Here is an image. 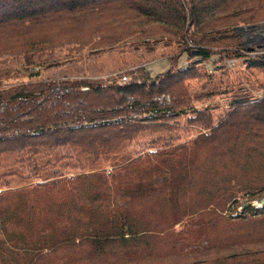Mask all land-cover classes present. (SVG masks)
<instances>
[{"label": "trees", "instance_id": "obj_1", "mask_svg": "<svg viewBox=\"0 0 264 264\" xmlns=\"http://www.w3.org/2000/svg\"><path fill=\"white\" fill-rule=\"evenodd\" d=\"M261 20L264 0H0V64L29 77L62 49L176 45L154 76L0 81V264H264V52L234 31ZM217 50L261 78L207 73Z\"/></svg>", "mask_w": 264, "mask_h": 264}, {"label": "rangeland", "instance_id": "obj_2", "mask_svg": "<svg viewBox=\"0 0 264 264\" xmlns=\"http://www.w3.org/2000/svg\"><path fill=\"white\" fill-rule=\"evenodd\" d=\"M248 25V26H247ZM234 31L237 33L240 39V45L245 51V57L254 56L260 52H264V20L249 23L240 24L234 26ZM153 46V49L148 50V47ZM176 45L163 46L161 43H149L147 47L138 46L136 49L131 45H124L123 47H117L112 50L92 52L89 48L84 47L78 52L68 53L66 49H62L59 58L54 57L57 62L46 66L43 65L39 69L37 76L29 77L26 75L20 61H10L6 64H0V81L3 84H10L16 81H26L30 79L45 78L47 76L60 77L63 74L70 75V73H85L98 74L97 77H106L108 75L117 74L120 72L124 75L123 70L117 71V68L125 64L126 69H134L138 65H143V70L148 76H154L158 71H163L170 62V58L175 57ZM220 51L213 52L210 57L201 63L203 70L207 73L218 74L223 69H228L230 73L236 76L239 72H245L247 78L250 81L253 78H261L262 74L256 72H250L246 69L243 56L239 57H224V54L220 55ZM186 51H182L176 59L178 66H186L190 60ZM137 64V65H136ZM220 66L221 69L216 70V67ZM37 67H33L29 71L37 70ZM216 70V71H215ZM241 74V73H240ZM256 74V75H255ZM197 79L191 80V84H196ZM255 95L261 94L260 88L253 90ZM213 105L214 115H220L226 109L225 95L213 96L206 99H196L193 101L194 106H205L206 104ZM186 132V131H185ZM185 134V133H183ZM264 199H255V204L259 209L261 208Z\"/></svg>", "mask_w": 264, "mask_h": 264}, {"label": "built area", "instance_id": "obj_3", "mask_svg": "<svg viewBox=\"0 0 264 264\" xmlns=\"http://www.w3.org/2000/svg\"><path fill=\"white\" fill-rule=\"evenodd\" d=\"M120 79H121V80H125V79H126V75H122V76L120 77Z\"/></svg>", "mask_w": 264, "mask_h": 264}, {"label": "crops", "instance_id": "obj_4", "mask_svg": "<svg viewBox=\"0 0 264 264\" xmlns=\"http://www.w3.org/2000/svg\"><path fill=\"white\" fill-rule=\"evenodd\" d=\"M164 69H165V68H164ZM158 72H160V71H158ZM158 72H157V73H158ZM155 74H156V73H155Z\"/></svg>", "mask_w": 264, "mask_h": 264}, {"label": "water", "instance_id": "obj_5", "mask_svg": "<svg viewBox=\"0 0 264 264\" xmlns=\"http://www.w3.org/2000/svg\"><path fill=\"white\" fill-rule=\"evenodd\" d=\"M248 26V25H247Z\"/></svg>", "mask_w": 264, "mask_h": 264}]
</instances>
